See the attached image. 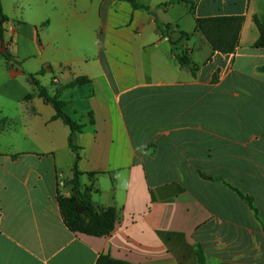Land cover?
Returning <instances> with one entry per match:
<instances>
[{
    "label": "crops",
    "instance_id": "1",
    "mask_svg": "<svg viewBox=\"0 0 264 264\" xmlns=\"http://www.w3.org/2000/svg\"><path fill=\"white\" fill-rule=\"evenodd\" d=\"M138 1L149 10L117 0H2L3 51L14 61L0 55V264H97L102 255L198 264V251L206 264H264V48L255 47L254 21H264V0ZM226 16L244 17L231 54L196 31L197 18ZM56 22L74 46L57 49ZM159 23L171 25L196 74L180 66ZM54 52L69 55L54 61ZM31 75L42 86L52 78L51 97L90 80L61 99L84 126L82 188L96 208L118 213L108 236L64 223L57 196L73 195L66 182L76 153Z\"/></svg>",
    "mask_w": 264,
    "mask_h": 264
},
{
    "label": "trees",
    "instance_id": "2",
    "mask_svg": "<svg viewBox=\"0 0 264 264\" xmlns=\"http://www.w3.org/2000/svg\"><path fill=\"white\" fill-rule=\"evenodd\" d=\"M129 2L134 9H143L148 11L149 7L141 4L138 0H117ZM185 0H171L170 4L182 2ZM191 11H194V5H191ZM9 21L8 16L2 8V0H0V55H3L8 61H14L13 56L5 48V24ZM254 21L260 31V38L256 42V48H264V21L259 17H254ZM243 16L229 17H209L196 19V31L200 32L214 51L222 54H231L236 51L239 45L240 33L243 26ZM159 29L164 37H167L176 54L177 60L182 68H189L194 74L198 71V66L192 63L188 51H179L178 42H174L169 37L171 25L159 23ZM183 38H190V35L181 32ZM264 71V68H263ZM31 81L39 89L40 97L45 103L50 104L55 109L54 120H62L63 123L70 128L69 146L76 153L75 164L73 167V179L66 182V185L71 186L73 195L65 196L58 192L57 200L61 215L66 227L75 234H85L95 237H104L110 235L116 228L118 221V213L116 209H98L91 201L90 189L83 190L81 185L82 173L79 172L77 161L79 160V147L76 145V136L81 133L84 126L65 113L67 103L61 99L62 93L68 89L82 87L90 83L89 78L79 77L72 82L62 86L54 97H51L47 89L40 84L34 75L30 76ZM91 124H94L93 114L90 113ZM252 205V199L243 196ZM199 264H205V259L202 251H198ZM97 264H130L128 262L112 259L109 256H100Z\"/></svg>",
    "mask_w": 264,
    "mask_h": 264
},
{
    "label": "rangeland",
    "instance_id": "3",
    "mask_svg": "<svg viewBox=\"0 0 264 264\" xmlns=\"http://www.w3.org/2000/svg\"><path fill=\"white\" fill-rule=\"evenodd\" d=\"M13 1L14 0H8L9 6H10V4H12ZM54 28H55V33L57 35V39H56L55 42H56V44L59 43V47H57V49L58 48L60 49V47L64 48V41H66V40H70L71 41L70 43L73 44V46H74V35H73V32L70 31V29H66V30L62 29V23L60 24V23H57V22L53 24V29ZM66 36H67L68 39H64ZM73 53H76V51L73 50ZM68 55H69V53L64 54V53L54 52V61L59 60V59H63L64 57H66ZM51 62H53V61L51 60ZM51 82H52V78H48V80L46 81L44 86L47 87L48 90L53 94V90L55 88L52 86ZM11 110H13V109H11ZM13 111H14L13 114H15L16 111L15 110H13ZM20 114H22V113L20 112ZM24 132H25V128H23V127H18L17 128V133L19 135V138L23 137ZM198 264H199V260H198ZM205 264H206V262H205Z\"/></svg>",
    "mask_w": 264,
    "mask_h": 264
}]
</instances>
